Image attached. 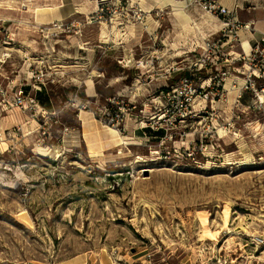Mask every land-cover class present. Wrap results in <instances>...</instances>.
<instances>
[{"label":"rangeland","instance_id":"rangeland-1","mask_svg":"<svg viewBox=\"0 0 264 264\" xmlns=\"http://www.w3.org/2000/svg\"><path fill=\"white\" fill-rule=\"evenodd\" d=\"M139 2L148 13L146 28L135 22L141 27L131 32L127 69L118 66L126 61L114 63L127 74L126 86L116 93L104 81L98 105L117 95L137 109L149 104L157 89L175 84L200 60L215 32L207 15L182 0ZM32 7V0H0V264H264L260 114L220 105L214 117L207 102L194 111L207 114L161 134L142 135L133 119L108 128L71 106L74 90L83 98L73 72L67 73V100L59 85L44 83L52 106L37 99L43 117L11 108L12 88L32 84L24 79L36 61L47 76L55 66L47 63L48 42L35 33L44 23L34 22ZM261 10L259 4L250 14L239 12L238 20ZM112 23L105 24L115 30ZM255 29L264 30V23ZM243 34L250 39L246 32L240 39ZM76 39L67 46H80L82 36ZM72 66L67 70H79ZM152 111L149 104L144 120ZM232 112L239 120L225 130Z\"/></svg>","mask_w":264,"mask_h":264},{"label":"built area","instance_id":"built-area-1","mask_svg":"<svg viewBox=\"0 0 264 264\" xmlns=\"http://www.w3.org/2000/svg\"><path fill=\"white\" fill-rule=\"evenodd\" d=\"M127 1V0H126ZM186 8L193 7L214 20L221 23L222 28L211 34L201 48L203 56L195 63L189 64L187 74L169 86L157 89L156 96L149 100L153 111L150 119L144 120V113L149 104H143L137 109L134 102L125 104L120 98L121 95L109 98L106 105H98L86 100H81L78 94H73L70 104L78 112H89L93 118H97L108 127L123 128L127 120H134L137 124L136 130L151 133H163L166 128H176L185 124L192 116L198 117L201 113L207 114L206 109H201L199 113H194L195 108L201 103H210V116L215 117L216 107L220 105H232L242 107L252 112H257L264 122V33L259 40L254 42L248 54H244L241 49L240 33H253L254 26L250 22H240L238 13L244 10L255 11L259 9V4L264 5V0H231L230 6L226 0H182ZM122 7L120 3L99 5L94 14L84 16L78 22L74 16L69 19L50 24H40L35 33L45 40L43 45L49 48L52 53L55 46L61 42H67L71 38L77 41L81 38L82 24L90 26L93 24L115 22L116 19L123 20L127 25L129 22H139L145 29V14L139 8L128 9L127 2ZM144 20V23H143ZM114 24V23H112ZM113 44H98L95 49L100 55H104L113 48ZM78 50L82 48L75 46ZM240 51L236 53L235 49ZM226 49V52L223 50ZM224 70H220V68ZM180 70H178L179 72ZM206 75V77H203ZM53 73L47 76L44 72L42 61H36L33 70L27 73V80H32V84H19L12 88L14 96L11 103L6 102L11 108H18L22 112H28L32 117L39 115V103L36 93L41 92L46 81H53ZM16 77H19L16 76ZM238 79L242 84L238 83ZM23 80H20L21 82ZM7 89L11 88L7 85ZM30 87V90H27ZM6 94V92L4 91ZM233 94V99L229 101V95ZM4 97V95L2 94ZM148 101V100H147ZM78 102V103H77ZM147 103V102H146ZM91 105H94L91 108ZM7 107V106H5ZM43 117L42 113L40 114ZM239 120V116L231 113L227 120L226 128H234V124ZM214 129V128H213ZM45 131V128H42ZM67 131V128L65 129ZM48 131L43 132L46 136ZM235 135V134H234ZM162 139L161 136L155 137ZM146 264H151L149 260Z\"/></svg>","mask_w":264,"mask_h":264},{"label":"crops","instance_id":"crops-1","mask_svg":"<svg viewBox=\"0 0 264 264\" xmlns=\"http://www.w3.org/2000/svg\"><path fill=\"white\" fill-rule=\"evenodd\" d=\"M127 2V8L133 9V5L139 7L141 2L139 0H32V15L34 22L36 21L43 22L44 24L53 23L60 21L61 19H69L72 16H86L89 13H93L94 10L103 4H113L120 3L122 7H124ZM229 2V3H228ZM226 1V4L230 6L231 2ZM132 4V5H131ZM140 8V7H139ZM152 9V8H151ZM257 10V9H256ZM255 10V11H256ZM143 11V10H142ZM154 11V10H153ZM145 19L147 20V11H143ZM250 14L252 11H242ZM152 13V12H151ZM150 13V14H151ZM256 15H253L251 19H247L246 22H250L254 26L253 33L250 35V39H244L245 35H242V42L249 45V51L257 40L261 37V34L264 33V30L257 31L255 29V25L261 21L264 22V10H261V13L253 12ZM151 17V16H150ZM79 18V17H78ZM152 18V17H151ZM115 30L112 29L113 25L109 28L107 24H93L91 26H86L84 28V35H82L81 45L78 46L83 50H78L75 48V45L67 46V42H61L55 46V51L53 54H50V58H47V63L50 65H55L53 69V81L50 82L52 85H59L63 89V94L67 100V77L68 79L72 76H67V73H72L75 77H72L71 81L73 83H79L83 86V98L82 100H86L92 103H100L101 98L104 97L102 92V83L106 81V84L103 86L106 89L114 88L116 93H119L123 90V86H126L127 74L124 72H118L114 66V63L117 64L120 61H126L120 63L118 65L122 70L127 69V66H123L129 64L131 61L130 47L132 44V37L135 27H141L136 25L135 23L129 22L127 25L123 23V20L116 19L114 22ZM132 32V33H133ZM116 33H119L118 36ZM36 36H33L35 38ZM32 38V37H31ZM23 40V39H22ZM33 40V39H32ZM246 40V41H245ZM76 41V40H72ZM248 42V43H247ZM114 44L113 48L107 51L104 55H100L95 47L98 44ZM243 43V44H244ZM159 61L164 64L165 60L163 56H160ZM72 65H76L74 70H67V66L70 68ZM163 66V65H162ZM71 69V68H70ZM116 69V70H115ZM115 70V71H113ZM118 72V73H117ZM93 73L96 75L94 76ZM110 74V75H109ZM106 75H108L106 77ZM152 77L151 75H149ZM80 77V79L78 78ZM154 77V75H153ZM79 80L80 82H74L73 80ZM152 80L162 81L159 79L151 78ZM24 80L27 81V78ZM92 82L90 88V82ZM153 83V81H151ZM29 85V84H27ZM75 86V85H74ZM76 87V86H75ZM44 92L39 94L40 99L45 100L46 103L51 104V100L49 98V94L46 92L45 86ZM76 89V88H75ZM90 89V90H89ZM140 90V89H139ZM142 90V89H141ZM138 91V90H137ZM145 91V90H144ZM146 92V91H145ZM76 93L74 90L70 93V96ZM79 97V96H78ZM80 98V97H79ZM90 99H94L90 101ZM40 105V103H39ZM45 105V104H43ZM52 106V104H51ZM89 115L93 118V116L89 112H81L79 115ZM95 119V118H93ZM148 134H150L148 132Z\"/></svg>","mask_w":264,"mask_h":264},{"label":"bare ground","instance_id":"bare-ground-1","mask_svg":"<svg viewBox=\"0 0 264 264\" xmlns=\"http://www.w3.org/2000/svg\"><path fill=\"white\" fill-rule=\"evenodd\" d=\"M227 2L229 1V0H226ZM230 2H231V0H230ZM229 3V2H228ZM252 16V15H251ZM252 18V17H251ZM207 21L209 22V23H211V26H212V28H213V30H215V32H217L218 30H219V28H220V26H218L217 25V23H215L214 21L215 20H213L212 19V17L211 16H208V19H207ZM212 23L215 25H212ZM262 23H264V22H262ZM217 29V30H216ZM248 43V42H247ZM241 46V49H242V51H243V53L244 54H248L249 53V45L247 46V44L246 43H244L243 44V42H242V40H241V44H240ZM238 80H240V79H238ZM240 84H242V81L240 80ZM107 126V125H106ZM109 128V127H108ZM112 130H114V129H112ZM121 142H122V145H125L124 143H123V140L121 139ZM124 147V146H123Z\"/></svg>","mask_w":264,"mask_h":264},{"label":"trees","instance_id":"trees-1","mask_svg":"<svg viewBox=\"0 0 264 264\" xmlns=\"http://www.w3.org/2000/svg\"><path fill=\"white\" fill-rule=\"evenodd\" d=\"M40 93H42V92H38V93H36V98L39 99V101L41 100L40 103L43 104V102H45V100L40 99V97H39V94H40ZM38 97H39V98H38ZM148 132H150V131H148ZM159 134H161V132H159ZM158 137H159V136H158Z\"/></svg>","mask_w":264,"mask_h":264}]
</instances>
